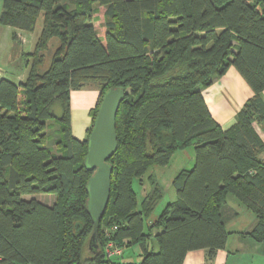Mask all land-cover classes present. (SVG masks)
Listing matches in <instances>:
<instances>
[{
	"label": "trees",
	"instance_id": "trees-1",
	"mask_svg": "<svg viewBox=\"0 0 264 264\" xmlns=\"http://www.w3.org/2000/svg\"><path fill=\"white\" fill-rule=\"evenodd\" d=\"M101 7L104 37L94 26ZM41 17L37 43L23 54L32 60L27 79L0 78V264H107L104 234L113 226L117 245L142 248V264H184L196 250L213 259L229 239L231 194L256 216L252 232L241 235L261 245L264 256V0L2 2V26L32 33ZM54 38L59 46L40 70ZM231 68L254 95L224 130L202 91ZM89 83L101 93L80 141L71 130V92ZM110 89H123L125 100L116 117L118 148L108 161L110 200L91 241L94 172L85 163ZM56 101L60 117L51 111ZM189 148L195 165L174 178L177 199L155 217L163 190L149 170ZM146 176L151 190L139 202L135 183ZM37 195L56 200L43 204Z\"/></svg>",
	"mask_w": 264,
	"mask_h": 264
},
{
	"label": "crops",
	"instance_id": "crops-1",
	"mask_svg": "<svg viewBox=\"0 0 264 264\" xmlns=\"http://www.w3.org/2000/svg\"><path fill=\"white\" fill-rule=\"evenodd\" d=\"M21 33L24 34L25 32L17 31L18 36H21ZM40 34H38L37 40ZM27 35L29 40L34 36L33 33H27ZM36 43L28 45L32 46L29 53L33 51ZM3 75L6 79L17 84L24 82L28 77L27 74L23 75L20 72L13 75ZM100 93L101 90L98 83H89L82 90L71 92V130L73 137L80 141L85 140L87 137L88 130L92 124L90 112L96 107ZM202 93L211 115L224 130L235 123V118L239 111L254 95L252 89L234 68H231L225 76L214 78L213 84L203 89ZM183 168L187 167L182 165L181 170ZM180 172H177L176 176ZM174 178H171V182ZM148 183L151 184V181L145 178L143 185H141L144 193L143 197L151 190V185L148 186ZM159 184L161 185L160 182ZM233 211L238 212V214L233 215L234 212H232L228 219L227 226H229H226V229L230 235L226 248L218 251L213 259L209 258L207 250L191 251L186 255L184 264H264L262 246L255 243L250 236L241 235L242 233L252 232L257 223L256 216L237 209ZM246 219L249 220L247 225L244 224ZM156 234L157 230L154 231L152 238L155 250L158 249L154 239ZM129 252L133 253L134 257H126L124 264H142L143 251L140 246L131 247L130 249L124 248L123 257L125 258V253L127 255ZM114 263L116 264V261Z\"/></svg>",
	"mask_w": 264,
	"mask_h": 264
},
{
	"label": "rangeland",
	"instance_id": "rangeland-1",
	"mask_svg": "<svg viewBox=\"0 0 264 264\" xmlns=\"http://www.w3.org/2000/svg\"><path fill=\"white\" fill-rule=\"evenodd\" d=\"M64 3L68 4L71 6V0H62ZM2 2L3 0H0V14L2 12ZM104 8H99L98 13L95 14L97 17V21L94 23L95 29L97 30L99 36L104 37L105 36V28H104ZM43 27V18L41 17L38 20V23L34 29L33 37L29 40L28 35L26 31L24 34L21 33V36H18V41L16 42L15 39H13V33H17V29L8 27V26H2L0 24V71L3 74H8V75H13L14 73L20 72L21 74L25 75L29 73V70L31 68V58L28 59V57L24 56V52H29L30 49H32V45L34 42L36 43L38 34L41 33ZM22 32V31H21ZM35 40V41H34ZM26 44V45H25ZM59 46V40L57 38H54L50 41L49 43V48L45 52L46 58L44 61V67L41 66L40 70H45L46 68L49 67L53 54L56 50V48ZM15 80V79H14ZM51 111L54 113L56 116L60 117L63 114V107L60 101H56L52 106H51ZM57 128V127H56ZM48 133L51 135L52 139H57V136L53 133V130L48 131ZM51 139V140H52ZM50 141L47 143L48 147H52L53 149L55 148L54 146V141ZM185 165L187 168H183L182 170H191L194 165H195V154H194V149L189 148L184 151H178L175 153V155L172 157L169 165L167 166H153L149 170V174H154L157 177V180L161 183L162 185V190H163V198L161 199L159 205H158V210L156 209V213L154 212L155 217H158V215L161 214L163 211L164 207L172 201H175L177 199V193L173 186L171 185V178H174L176 176L177 172L182 171L181 166ZM148 179V177L146 176ZM150 186V183L147 184ZM135 190L138 194V200L141 202L143 200V190L140 182L135 183ZM32 197V196H31ZM31 197H26L27 199H30ZM36 197L41 203L47 204V205H52L54 201L56 200V197L54 195H37L33 196ZM228 204L231 208H229V215H231L232 212H234V209H237L239 211H244L248 212L251 215L255 216L254 213L251 211H248L242 204H240L234 195H229L228 198ZM239 205V207H237ZM151 216L146 224L148 226V223H150V220H154V216ZM244 218V217H243ZM246 218V215H245ZM229 219V218H228ZM249 222L248 219L245 220L244 224L247 225ZM229 226V225H228ZM227 226V227H228ZM115 234V233H114ZM131 246L132 248L136 247ZM131 247H128L129 249ZM127 253V251H126ZM125 253V258L118 257L115 259L116 264H124V261H126V257H134V254L129 252L127 255ZM129 264V263H127Z\"/></svg>",
	"mask_w": 264,
	"mask_h": 264
},
{
	"label": "water",
	"instance_id": "water-1",
	"mask_svg": "<svg viewBox=\"0 0 264 264\" xmlns=\"http://www.w3.org/2000/svg\"><path fill=\"white\" fill-rule=\"evenodd\" d=\"M125 100L123 89H110L104 95L99 107L92 132L89 136L86 166L94 172L89 180L87 210L94 220V232L91 241L97 240L100 222L103 219L110 200L113 169L108 161L118 148L116 117Z\"/></svg>",
	"mask_w": 264,
	"mask_h": 264
},
{
	"label": "built area",
	"instance_id": "built-area-1",
	"mask_svg": "<svg viewBox=\"0 0 264 264\" xmlns=\"http://www.w3.org/2000/svg\"><path fill=\"white\" fill-rule=\"evenodd\" d=\"M3 77V73L0 71V78ZM118 229L117 226L107 228L105 230L106 245L104 248L105 259L108 261L107 264H115L114 261L118 257H122L124 254V247L117 245L116 241L113 239V234Z\"/></svg>",
	"mask_w": 264,
	"mask_h": 264
}]
</instances>
